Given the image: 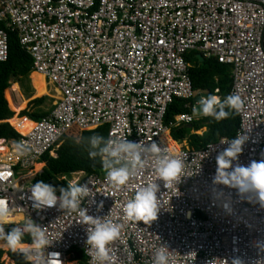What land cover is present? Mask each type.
I'll use <instances>...</instances> for the list:
<instances>
[{"label":"built area","instance_id":"obj_1","mask_svg":"<svg viewBox=\"0 0 264 264\" xmlns=\"http://www.w3.org/2000/svg\"><path fill=\"white\" fill-rule=\"evenodd\" d=\"M0 23L7 29H0V62L9 56L8 30L16 32L34 71L59 93L50 115L31 121L28 134L14 128L21 138L13 141L26 142L30 153L19 155L12 143L9 154L0 155V197H9L13 217L22 216L17 225L31 218L44 228L50 242L45 253H59L52 264L77 262L78 253L90 264L93 252L85 240L91 225L76 212L31 207L28 188L43 173L34 166L73 128L102 127L113 139L157 141L165 155L184 165L166 187L152 159L119 189L106 173L64 177L88 185L81 200L87 214L121 225L119 239L110 245L111 264H152L162 245L168 264H226L233 257L264 264V206L212 184L215 157L227 144L220 139L199 150L179 147L170 130L191 124L194 114L165 122L175 99L198 98L185 59L197 51L232 69L230 94L243 101L238 132L249 136L236 163L264 159V0H0ZM188 105L197 109L198 101ZM150 182L160 184L157 219L129 220L124 204ZM214 188L230 197V213ZM11 227L4 226L5 232Z\"/></svg>","mask_w":264,"mask_h":264},{"label":"clouds","instance_id":"obj_2","mask_svg":"<svg viewBox=\"0 0 264 264\" xmlns=\"http://www.w3.org/2000/svg\"><path fill=\"white\" fill-rule=\"evenodd\" d=\"M198 111L202 116L211 117L216 121L226 119L232 113H239L243 101L238 94H229L221 100L217 95L202 96L198 101ZM194 112L197 109L193 110ZM249 140L247 132H238L233 139L222 138L221 144L227 147L215 157L216 169L212 177L214 186L223 185L234 189L243 198L254 200L264 206V159L250 161L247 165L236 163L243 146ZM85 146L89 159L99 158L102 168L106 171V180L113 189L125 185L136 171L143 167L145 160L152 159L159 180L166 187L174 182L183 170V161L164 154V148L157 141L143 144L126 138L113 139L94 133L81 136L77 140ZM15 151L25 156L31 149L24 141L15 142ZM31 207L36 210L57 207L66 212H76L82 222L91 225L86 229L85 243L92 250L90 264H111L110 245L120 237L121 225L106 217L87 214L81 207V200L88 195L86 183H68L66 187H56L43 180H37L29 188ZM160 184L147 183L140 187L123 207L124 215L137 222L151 223L157 219L160 211L157 193ZM214 196L226 213L231 212L230 197L222 189H213ZM23 198V197H22ZM102 207V203L98 205ZM12 224L7 232L4 226ZM27 237V241L25 240ZM260 243V242H258ZM50 245L49 238L39 224L28 218L22 225H17L9 207V197H0V249L19 252L25 264H52V258L59 253H45ZM264 246V245H262ZM167 247L162 245L154 254L152 264H168ZM226 264H244L240 257H233Z\"/></svg>","mask_w":264,"mask_h":264},{"label":"trees","instance_id":"obj_3","mask_svg":"<svg viewBox=\"0 0 264 264\" xmlns=\"http://www.w3.org/2000/svg\"><path fill=\"white\" fill-rule=\"evenodd\" d=\"M0 29H6L3 23H0ZM7 30V29H6ZM9 35V56L6 62H0V122L9 120L10 124L21 133L23 128L33 127V124L19 117H30L33 121H40L49 116V111L40 108L46 98L36 99L31 104L38 108L36 112H29L27 105L28 100L24 99L18 106L14 105L11 96L12 86L11 81H17L25 87V91L29 92L28 78L33 71L32 58L21 48L19 38L16 32L8 30ZM198 55L201 53L192 51L186 54V62L190 65V77L195 91H204L209 94H215L219 90V95L224 99L230 94L232 89L231 67L218 63L215 58L204 59L200 62ZM33 74V73H32ZM38 74V73H36ZM41 76L40 74H38ZM43 77V76H41ZM44 78V77H43ZM42 97V96H39ZM186 100L175 99L169 106L165 122L168 123L176 115L190 113V110L185 107ZM15 116H14V112ZM14 116V117H13ZM13 117V118H12ZM240 126L238 113H232L228 118L216 121L209 117L207 119H199L191 125L180 126L171 129V136L176 141H187L189 148L202 149L207 145L217 142L221 138H234ZM206 128L202 135L194 132ZM98 133L108 138V128L102 127L93 131L81 132L78 128L70 130L63 138V143L57 152L56 159L50 155H45L42 162L46 164L43 173L38 175L34 180H43L46 183L52 184L57 188L62 186L56 181V177H71L75 173L84 172L85 175H103L106 171L102 168L99 158L89 159L85 146L78 143L77 140L81 136H90ZM21 136L8 124H0V140H18ZM174 149H177L175 144H171ZM44 167L43 163L35 165V172H39ZM64 185L67 186L66 183ZM25 240H27L25 238ZM3 254L0 251V258ZM9 257L15 264H25L22 255L17 252H10ZM80 264H86V259L83 253H78ZM4 264V263H0Z\"/></svg>","mask_w":264,"mask_h":264},{"label":"rangeland","instance_id":"obj_4","mask_svg":"<svg viewBox=\"0 0 264 264\" xmlns=\"http://www.w3.org/2000/svg\"><path fill=\"white\" fill-rule=\"evenodd\" d=\"M29 77L30 78L28 79V83H27V85L29 86V92L25 91V89H24L25 87L22 86L23 83L20 84L19 82H17L16 86H12V92H13L12 98L14 100V101L13 100L12 101H13L14 105L18 106L24 100V98L26 100H28V103H29L30 101H33L36 97L39 98V96H42V97L46 98V102L41 107L45 111L49 110L50 106L54 105V103H56L57 100L59 99L54 88L51 87V85L46 84L47 80L45 78L39 76L38 74H36L34 72H33V74L31 73V75ZM14 82H16V81H14ZM32 83H33V85H32ZM37 110L38 109H36L33 105H31V104L28 105V111L29 112H31V113L36 112ZM203 132H204V129L199 131V134H202ZM12 143H15V141L10 142L9 140H7L4 146L11 148ZM183 145L185 146L186 144H183ZM50 156L52 157V155H50ZM39 161L42 162V159H40ZM43 164H44V167L46 168V164L45 163H43ZM44 167L42 168V170L45 169ZM34 168H35V166H34ZM34 171H35V169H34ZM66 178L68 180H72L73 176H71V177L67 176ZM0 251L3 252V254L1 255V258H0V263L12 264L11 259L9 257V253L10 252L12 253L13 251H6L3 249H0ZM9 261H10V263H9ZM74 264H80V261L78 260L77 262H74Z\"/></svg>","mask_w":264,"mask_h":264},{"label":"crops","instance_id":"obj_5","mask_svg":"<svg viewBox=\"0 0 264 264\" xmlns=\"http://www.w3.org/2000/svg\"><path fill=\"white\" fill-rule=\"evenodd\" d=\"M199 56H201V55H198V59H199ZM199 60H200V59H199ZM203 61H204V58H203ZM203 61L200 60V62H203ZM33 72L36 73V72L34 71V69H33V71H32L31 73H33ZM31 73H30V75H31ZM30 75H29V76H30ZM230 77H231V79H232V69H231V76H230ZM29 78H30V77H29ZM29 78H28V79H29ZM46 80H47V79H46ZM232 81H233V79H232ZM15 83L17 84V81H16V82L11 81V82H10V88H11L12 84H15ZM46 84L51 85V87L54 88L55 92L57 93V95H58V97H59V93H58V91L55 89V87H54L51 83H49L48 81L46 82ZM232 84H233V83H232ZM32 85H33V83H32ZM33 87H34V86H33ZM34 89H35V88H34ZM216 91H217V90H216ZM216 91H215V94H214V95H217V96L222 100V98H221L220 95H219V90H218V93H216ZM196 92L198 93V97H199V94H200V95H203V94H208V95H209L208 92H204V91H196ZM12 94H13V92L11 93V96H12ZM20 97H21V96H20ZM27 97H28V96H27ZM40 98H45V97H39V98L36 97L34 100H36V99H40ZM12 99H13V98H12ZM24 99H25V98H24ZM196 99H197V98H196ZM196 99L193 100V101L187 102V104L185 105V107H186L187 109L190 110V113H188V114H194V116H195V120H194V121L199 120V119H207V118H209V117H203L202 115L199 114V111H198L199 105L197 106V111H196V112H194L192 108H188V107H187L188 104H192V105H194L196 101H199V100H196ZM34 100H33V101H34ZM58 100H59V99H58ZM58 100H57V102H58ZM13 101H14V100H13ZM31 102H32V101H30V102L28 103V105L31 104ZM15 103H16V102H15ZM55 104H56V103H54V105H51L50 108H49V110H47V111H49V115H50L51 111L54 109ZM28 105H27V108H28ZM31 105H32V104H31ZM188 106H189V105H188ZM34 107H35V106H34ZM35 108L38 109L37 107H35ZM40 108H42V107H40ZM23 111H24V110H23ZM23 111H21V113H22ZM13 112H14V111H13ZM21 113H19V117H20V118L27 119V120H29L30 122L33 121L30 117L22 116ZM14 116H15V112H14ZM14 116H13V117H14ZM13 117H12V118H13ZM9 120H10V119H9ZM9 120L2 121V122H0V124H1V123H8V124L14 129V127L10 124ZM194 121H193V122H194ZM193 122H192V123H193ZM192 123H191V124H192ZM191 124H187V125H183V126H188V125H191ZM203 129H204V132H205V131H206V128H203ZM14 130H15V129H14ZM201 130H202V129H201ZM201 130H200V131H201ZM15 131H16V130H15ZM194 133H196V134H198V135H202V134H203V133H202V134H199V131L194 132ZM169 137H170V139H171L174 143H176L177 146H179V147H184V148H189L188 142H187L186 140H185V141H182V142H181V141H176V140H174L173 137L171 136V130H170V133H169ZM221 139H222V138H221ZM0 141H4V140H0ZM5 141H7V140H5ZM9 141L12 142L13 140H9ZM179 143H180V145H179ZM183 144H186V145L184 146ZM40 163H44V162H39L38 164H40ZM10 259H11V258H10Z\"/></svg>","mask_w":264,"mask_h":264},{"label":"bare ground","instance_id":"obj_6","mask_svg":"<svg viewBox=\"0 0 264 264\" xmlns=\"http://www.w3.org/2000/svg\"><path fill=\"white\" fill-rule=\"evenodd\" d=\"M42 76V75H41ZM33 127H29V128H23L21 130V133L26 135L28 134L31 130H32ZM97 128H91V129H88L86 131H93V130H96ZM81 132H86V131H82L80 130ZM67 134V133H66ZM65 134V135H66ZM64 135V136H65ZM64 136L62 137V139L55 145L54 147V150L52 151L51 155L52 157L56 158L57 157V152L59 150V148L61 147L62 143H63V138ZM166 137H168V134H166ZM180 145V143H179ZM9 154V149L7 147H5L3 145V141H0V155L2 156V158L6 157L7 155ZM45 168V167H44ZM44 171V169L42 170ZM56 181L61 184L62 186L66 187V185H64V183L68 184L69 182L62 176H58L56 177ZM14 219L16 222H19L21 219H22V216L21 215H17V216H14ZM3 250H6V251H10L8 249H3ZM10 263V261H9ZM70 264H74V263H70Z\"/></svg>","mask_w":264,"mask_h":264},{"label":"water","instance_id":"obj_7","mask_svg":"<svg viewBox=\"0 0 264 264\" xmlns=\"http://www.w3.org/2000/svg\"><path fill=\"white\" fill-rule=\"evenodd\" d=\"M199 59L201 60V61H203V57L202 56H199ZM208 94H203V95H200L196 100H199L200 99V97H202V96H207Z\"/></svg>","mask_w":264,"mask_h":264}]
</instances>
